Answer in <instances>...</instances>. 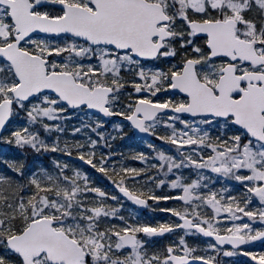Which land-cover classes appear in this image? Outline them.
Masks as SVG:
<instances>
[{"label":"snow or ice","instance_id":"6c2138e0","mask_svg":"<svg viewBox=\"0 0 264 264\" xmlns=\"http://www.w3.org/2000/svg\"><path fill=\"white\" fill-rule=\"evenodd\" d=\"M0 264H264V0H0Z\"/></svg>","mask_w":264,"mask_h":264},{"label":"trees","instance_id":"16d2710c","mask_svg":"<svg viewBox=\"0 0 264 264\" xmlns=\"http://www.w3.org/2000/svg\"><path fill=\"white\" fill-rule=\"evenodd\" d=\"M117 143H118V144H122V143H125V142H122V141H120V140H117ZM132 163H137V162L132 161Z\"/></svg>","mask_w":264,"mask_h":264},{"label":"rangeland","instance_id":"374dc122","mask_svg":"<svg viewBox=\"0 0 264 264\" xmlns=\"http://www.w3.org/2000/svg\"><path fill=\"white\" fill-rule=\"evenodd\" d=\"M118 144V143H117ZM246 259V258H245Z\"/></svg>","mask_w":264,"mask_h":264}]
</instances>
